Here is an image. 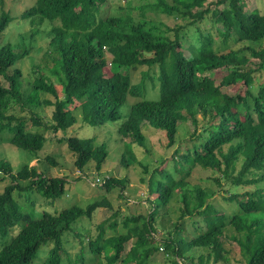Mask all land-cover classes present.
<instances>
[{
	"label": "trees",
	"instance_id": "trees-1",
	"mask_svg": "<svg viewBox=\"0 0 264 264\" xmlns=\"http://www.w3.org/2000/svg\"><path fill=\"white\" fill-rule=\"evenodd\" d=\"M171 1L151 4L160 13L184 21L168 28V34L146 20L123 15L122 4L114 8L112 0H35L12 20L1 11L0 37H5L2 33L11 23L27 21L29 32L22 37L30 39L28 46L20 37V44L0 43V77L8 83L0 81V133L34 157L45 138L30 130L28 117L18 113L30 109L29 120L35 126L42 122L37 108L39 112L51 108L50 129L66 133L77 123L75 110L81 121L93 126L118 122L115 126L122 136L145 148L141 182L146 185L147 211L126 216L124 231L104 238L99 225L98 237L88 239L91 253L102 255L104 264H144L159 249L171 264H230L232 250L226 242L239 249L245 264H264V84L253 87L255 76L264 73V45L260 44L264 12L244 10L241 0H228L221 9L195 11L206 0ZM225 2L219 0L216 6ZM107 8L110 12L103 15ZM209 12L211 25L204 30L198 22ZM42 34L47 38L46 50L37 51L47 61L30 71L33 79L27 84L17 64L33 50L34 37ZM215 38L221 42L216 48ZM252 42L260 45L253 48ZM245 50L250 54H244ZM105 51L111 54L110 60ZM154 67L157 91L155 97H144L145 82H153ZM221 68L218 75L216 70ZM137 70L139 79L133 81ZM233 83L243 84V92L223 90ZM42 94L51 96L42 99ZM126 102L129 110L121 115L120 107ZM186 123L192 131L186 126L182 134L179 131ZM146 124L165 135L163 153L154 155L147 147ZM60 140L65 141L78 170L93 163L100 170L108 156L106 144H98L94 137L71 135ZM121 160L127 163L123 155ZM197 167L215 174L194 182ZM0 172L10 179L0 192V237L19 226L2 244L0 264H32L50 241L53 246L42 264H63L62 240L104 201L93 200L85 207H49L63 199L69 185L66 174L46 176L44 168L28 162L14 169L1 156ZM124 182L105 177L100 186L110 190L123 187ZM225 184L229 189H224V198L237 206L233 214L214 200ZM16 195L23 198L22 203H17ZM109 226L114 229L116 219H109ZM129 241L132 245L125 251Z\"/></svg>",
	"mask_w": 264,
	"mask_h": 264
},
{
	"label": "rangeland",
	"instance_id": "rangeland-1",
	"mask_svg": "<svg viewBox=\"0 0 264 264\" xmlns=\"http://www.w3.org/2000/svg\"><path fill=\"white\" fill-rule=\"evenodd\" d=\"M35 0H3V4L0 6L1 11L7 12L12 17H20V14L28 8L31 4H33ZM109 1V0H108ZM154 0H112L111 5L115 8L117 3L122 4L123 15L129 14L132 17V20H146L149 25H155L161 32H166L167 34L171 31L168 28H172L177 24L184 23V21L178 20L172 15L162 14L159 11L153 9L151 4ZM167 4H171V0H164ZM219 0H206L203 6L198 8H193V10H200L209 8L210 10L214 7L221 9L225 6L228 0L223 4L216 6V2ZM244 5V10L251 11L256 9L261 13L264 12V0H241ZM1 4V0H0ZM110 4V3H108ZM110 7L109 5H107ZM160 9H163V6H160ZM110 12V8L104 10L103 15H106ZM212 17L211 12L205 15V18L198 22L200 28L207 30L211 25L209 22ZM10 20V22H11ZM25 21V20H24ZM9 22V23H10ZM16 22H18L16 20ZM12 24V23H11ZM10 24V25H11ZM8 25V29H6L2 36L0 37V43L10 42L11 44H20L19 37L23 41V43L28 46V39L26 37H22V34H27L29 32V24L27 21L25 23H13L12 26ZM220 23H216L215 26H219ZM212 31L215 33V29L212 28ZM192 31H188V35H191ZM47 38L45 35L35 36L34 41H36V45L33 50L29 52L20 62H18L17 66L23 72L22 80L24 83H30L33 79L30 71L36 69L35 67H40L46 62L42 56V51H37V49H41L43 51L46 50L44 46ZM185 43V42H184ZM231 43V41H230ZM264 45V39L260 43ZM255 43H250L253 48H257L258 45ZM221 45L220 40L215 38V46ZM244 54L249 55V51L245 50ZM105 56L107 60H110L111 54L105 51ZM255 61L258 58H253ZM104 71L107 73L106 76L110 75L109 65H106ZM138 71H134L132 73V80L136 81L139 79ZM153 76L152 80H146V92L144 93V97H155L157 91V80H156V72L157 67L152 68L151 70ZM264 72V70H263ZM216 73L218 75L222 74V68L217 69ZM253 74V73H252ZM261 75V76H260ZM255 76V81L253 82V87L256 89L260 84H264V73H260ZM50 79L54 83V87L59 90L58 81L53 76H50ZM0 81L3 85L7 86V80L3 77H0ZM218 81V80H217ZM244 85L240 83H233L229 86L223 88L224 91H230L232 93L243 92ZM51 95L42 94V99L49 98ZM133 100V99H132ZM129 103L126 102L120 107V114L128 112ZM41 108L38 107V116L41 119V123L39 125H33L31 120H29L32 115L30 109L26 110V112L18 113L19 115H26L28 117V124L30 125V130L38 131L44 136V145L39 150L34 157H30L26 152L21 149L16 148L15 146L8 143L6 134L0 133V156L6 157L12 163V167L16 169L23 162H28L30 166H36L38 168H44L46 172V176H60L62 174H66L68 177H65L66 181L69 183L67 186L65 195L62 200L55 204V206L49 207H57L65 208L68 205H79L81 207H85L89 202L93 200L104 201L101 207L97 208L92 216L87 219L84 218L80 224H77L76 231L69 232L66 235L65 241L61 242V256L63 259V264H87L88 259H92L95 261V264H104L106 262L105 258L102 255L94 256L90 251L89 246V238L98 237L101 232L99 225H102L104 238L112 236L115 231H124L123 228V220L126 216L129 215H137L144 214L148 209L147 196H146V185L141 182V176L143 174V165L147 158V151L144 147L137 145L136 142L132 141L129 137L122 136L115 126L114 122H107L105 125H97L93 126L89 123H84L81 121V117L79 112L74 110V113L77 115V123L69 128L66 133L63 131L53 132L50 129V125L52 123V113L51 108H46L44 111H40ZM198 118L201 120L202 117L199 114ZM121 120V119H120ZM188 132L192 131L191 125L183 124V129L179 132L184 133L186 130ZM8 133V131H6ZM144 134L146 139L147 147H150L153 151L154 155H158L163 153L164 146L166 145L165 135L159 131L155 130L152 127L146 124L144 128ZM77 135L80 138L84 137H94L95 141L100 143H105L107 146L108 156L106 161L104 162L102 168L100 170L95 169V163L90 166H86L83 170H78L73 164V156L70 150L68 149L65 141L60 140L62 138ZM130 148L133 152V156H131V152L127 149ZM171 151H167L166 154H169ZM122 155L127 161L126 165L121 159ZM134 156L136 160L133 161ZM47 157L52 158L55 161V165L48 161ZM151 165V163H150ZM157 165V164H156ZM155 165V166H156ZM215 173H212L210 169H202L195 168L192 175V180L197 182L200 178L206 177L207 175L211 176ZM105 177H113L117 179H124L123 187L116 186L107 190L105 186H100L103 179ZM10 182L9 177H5L2 172H0V192L3 191V188L6 184ZM224 189H229L227 184L224 185L223 188H220L219 192L215 195L214 200H216L217 206L223 208L226 212L233 214L237 211L236 205H231V202L227 201L224 198L225 193ZM17 203H22L23 198L19 196H15ZM36 198V196H32V198ZM116 212V216H112V213ZM109 219H116V227L112 229L109 226ZM19 229V226L16 225L10 233L4 238L0 237V248L5 240L9 239L11 235H14ZM78 233L81 234L78 237ZM227 232L226 234H228ZM118 234V232H117ZM82 239V240H80ZM132 245V242L129 241L125 244V251H127ZM53 246V242L50 241L47 247H42L41 251L38 254V258L34 260L32 264H42L44 258L47 255V251L49 248ZM226 246L231 248L230 254V264H245L244 261L240 260L241 254L239 249L236 246L231 245V243L226 242ZM44 248V249H43ZM124 251V252H125ZM126 254V253H125ZM125 254L123 256H125ZM144 264H171L170 258L165 254L164 250L159 249L149 256L147 261Z\"/></svg>",
	"mask_w": 264,
	"mask_h": 264
}]
</instances>
